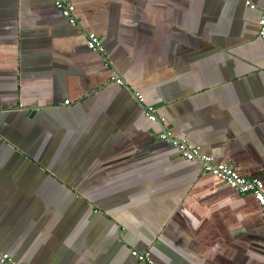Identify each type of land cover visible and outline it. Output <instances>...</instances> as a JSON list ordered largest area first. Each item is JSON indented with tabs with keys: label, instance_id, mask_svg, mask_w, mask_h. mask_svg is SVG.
Here are the masks:
<instances>
[{
	"label": "crops",
	"instance_id": "obj_1",
	"mask_svg": "<svg viewBox=\"0 0 264 264\" xmlns=\"http://www.w3.org/2000/svg\"><path fill=\"white\" fill-rule=\"evenodd\" d=\"M69 1L74 24L53 0H0V252L21 264H264L252 195L158 137L264 184V0Z\"/></svg>",
	"mask_w": 264,
	"mask_h": 264
},
{
	"label": "built area",
	"instance_id": "obj_2",
	"mask_svg": "<svg viewBox=\"0 0 264 264\" xmlns=\"http://www.w3.org/2000/svg\"><path fill=\"white\" fill-rule=\"evenodd\" d=\"M54 7L64 16L70 24L75 23L73 16L74 6L69 0H53ZM252 7V5H250ZM257 35L264 38V9L259 13L256 21ZM85 46L91 51L98 53L103 52V46L100 38L93 32H85ZM113 82L121 84V79L118 77H111ZM138 103L143 101V97L135 94ZM66 102V101H64ZM144 117L150 122L161 121L155 113V107L151 104L143 105ZM159 139L168 142L173 146L178 155L188 161H196L199 163L200 171L202 173L213 176L221 181L224 185L231 188L238 193H249L255 199L259 206L260 217L264 221V184L257 177H244L236 170L223 163L215 162L211 156L201 153L196 146H193L182 139L172 136L168 131L163 130L158 133ZM130 254L137 260L148 261V254L146 252L140 253L136 250H131ZM0 264H21L13 262L7 253L0 252Z\"/></svg>",
	"mask_w": 264,
	"mask_h": 264
}]
</instances>
